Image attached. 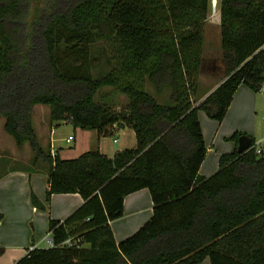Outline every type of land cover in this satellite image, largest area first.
<instances>
[{
    "label": "trees",
    "instance_id": "trees-1",
    "mask_svg": "<svg viewBox=\"0 0 264 264\" xmlns=\"http://www.w3.org/2000/svg\"><path fill=\"white\" fill-rule=\"evenodd\" d=\"M211 1L47 0L28 20L31 0H0V119L19 146L30 144V171L47 169V202L56 193L85 200L64 221L50 219L55 246L36 247L14 264H264V148L250 135V148L222 154L219 170L204 176L199 118L204 110L222 122L241 84L262 90L264 0H221L217 70L225 79L200 100ZM100 40L110 57L107 73L96 76L92 46ZM102 87L127 102L97 100ZM36 104L50 106L52 122L71 121L99 137L129 126L137 145L109 156L97 144L62 158L39 141ZM243 134L227 139L238 143ZM143 188L152 194V218L117 242L110 222ZM32 201L47 209L35 194ZM69 238L73 245H61Z\"/></svg>",
    "mask_w": 264,
    "mask_h": 264
},
{
    "label": "crops",
    "instance_id": "crops-1",
    "mask_svg": "<svg viewBox=\"0 0 264 264\" xmlns=\"http://www.w3.org/2000/svg\"><path fill=\"white\" fill-rule=\"evenodd\" d=\"M212 64L214 65L212 73H215L218 69L217 59L212 60ZM224 79L223 76L219 82L205 91L200 100L215 90ZM260 93H264V91L256 92L241 84L222 122L210 119L208 115L202 113V110L199 111V118L208 146V153L200 168V174L205 173L204 176H209L214 171L217 172L220 156L237 150L238 143L227 141L228 143L221 144L222 148L212 153L214 155L212 159H209L213 152L210 151L211 145L218 143L220 137L227 140L230 134L241 129L250 133L254 138L258 135L259 130L255 127V115H252L251 111L258 112ZM244 112L252 116L253 123L249 122V126L253 129L239 121L246 115ZM230 120H232V125L227 127ZM235 120L238 121L233 124ZM4 122L5 119L2 118L0 130L3 136L6 131ZM43 126L42 134L35 127L40 143L43 147L51 148L54 154H59L65 159L76 158L93 149L97 144L101 152L109 156H114L119 150L137 145L135 130L129 126L118 127L114 136L101 137L98 136L97 130L75 127L71 121L59 123L52 122L50 118ZM208 131H211L213 135L210 140H208ZM68 138H71L72 141H68ZM220 142L222 143V141ZM27 144L28 142L22 146L27 147ZM47 188L48 176L45 167L30 171L29 164L24 162L9 167L0 166V213L3 215L0 221V245L5 248V252L0 255V264H14L29 252L31 245L49 247L48 239H52L49 230L50 219L64 221L85 201L79 193H56L52 195L51 201L47 202ZM32 194H35L47 206V209L36 206L32 201ZM153 206L152 194L148 188L128 194L124 200V215L110 222L116 241L120 242L129 237L148 222L153 215ZM199 264H211V262L209 258H206Z\"/></svg>",
    "mask_w": 264,
    "mask_h": 264
},
{
    "label": "rangeland",
    "instance_id": "rangeland-1",
    "mask_svg": "<svg viewBox=\"0 0 264 264\" xmlns=\"http://www.w3.org/2000/svg\"><path fill=\"white\" fill-rule=\"evenodd\" d=\"M46 3H47V0H31L30 6H29L30 14L28 16V20H31L32 18H34L36 13H41L42 6L46 5ZM49 3L50 2H48V4ZM220 7H221V0L211 1L210 15H209V19L205 26L204 64L202 66L200 76H199V82L201 86V89L199 90L200 95L203 94L208 89H210L214 84L219 82V80H221L224 76V73L222 70H217L215 73H212L213 71L212 69L214 68L213 67L214 65L212 64V60L218 59V57L221 55V52H222L221 36H220V18H221ZM18 26L19 25H17L16 23H13V22L10 23V28L13 31L12 32L13 35L14 34L18 35L19 33ZM92 53L93 55L100 57V62H99L100 64L97 66V68H94V73L99 74L96 76H102L106 74L107 72L104 70L108 69L107 60L110 57V46L108 42L105 40H100L94 43L92 46ZM243 85L245 87H249L246 84H243ZM168 94L169 93L166 92L165 97L168 96ZM159 98L161 100L163 99L162 97H159ZM127 99L128 97L126 95L114 90V88L112 87H102L99 93L97 94V100L105 101L107 103L109 102L113 104L114 106H117L118 108L124 105L127 102ZM50 109H51L50 106L45 105V104H36L32 108V120L34 119L35 121L34 125L35 127H37L40 134H42L43 129H44L43 124L46 123L51 118ZM257 111L258 112L254 110L251 111V114L255 115L254 116L255 117V127L258 128L259 130L258 135L255 137L256 144L258 148H264V93L259 94ZM202 113H205V115H207L204 110H202ZM245 114L246 115L241 117L239 121L243 123L245 126L250 127L249 122L253 123L252 116H250V114L248 113H245ZM216 121L219 122L218 120ZM236 121L238 120H235L233 124L236 123ZM231 125H232V120L228 122L227 127H230ZM70 127L71 126L69 124V128ZM250 128L253 129V127H250ZM238 131H242V129ZM242 132H244L247 135H251L250 133H247V131H242ZM4 133H5L4 134L5 136H3L0 130V163H1L0 166L9 167V166H14V165H20L23 162L29 164V166H33V162L29 163L30 159L34 157V153L30 147V144L28 143L27 147L19 146L16 143L15 139L10 134H8L6 131H4ZM234 133L230 134L228 137H230ZM212 136L213 135L211 131H208V140H210ZM220 141H222V143ZM227 141L237 143L236 140L234 139L226 140L223 137H220L218 143L216 142L215 145H211L210 151H213V152H211L210 154L211 156L209 159H212L214 155L212 153L216 152L217 150H220V148H222L221 144H227L228 143ZM219 167H220V164H219ZM215 172L216 171H214L213 173ZM213 173H211V175ZM202 174L204 175L205 173H202Z\"/></svg>",
    "mask_w": 264,
    "mask_h": 264
},
{
    "label": "water",
    "instance_id": "water-1",
    "mask_svg": "<svg viewBox=\"0 0 264 264\" xmlns=\"http://www.w3.org/2000/svg\"><path fill=\"white\" fill-rule=\"evenodd\" d=\"M262 91H264V86L262 88ZM121 127H125V125L122 124ZM251 144H252V137L250 135L243 134L239 138L237 151L239 153H242L246 151L248 148H250Z\"/></svg>",
    "mask_w": 264,
    "mask_h": 264
},
{
    "label": "built area",
    "instance_id": "built-area-1",
    "mask_svg": "<svg viewBox=\"0 0 264 264\" xmlns=\"http://www.w3.org/2000/svg\"><path fill=\"white\" fill-rule=\"evenodd\" d=\"M262 48H264V45L262 46ZM68 141H72V139L71 138H68L67 139ZM260 149L261 148H258V151L260 152ZM48 243H49V246H55V243H54V241H53V239H48ZM75 242H74V240H73V238H69V239H67V240H65L63 243H61V245H73ZM34 248H36L34 245H31L30 246V250H32V249H34ZM29 250V251H30Z\"/></svg>",
    "mask_w": 264,
    "mask_h": 264
}]
</instances>
